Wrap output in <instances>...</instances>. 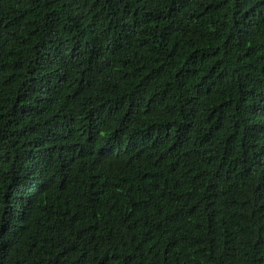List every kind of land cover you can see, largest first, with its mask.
<instances>
[{"label":"trees","instance_id":"16d2710c","mask_svg":"<svg viewBox=\"0 0 264 264\" xmlns=\"http://www.w3.org/2000/svg\"><path fill=\"white\" fill-rule=\"evenodd\" d=\"M0 264H264V0H0Z\"/></svg>","mask_w":264,"mask_h":264}]
</instances>
